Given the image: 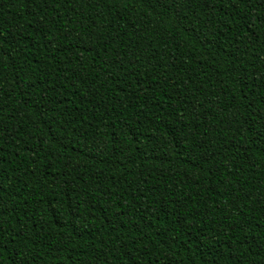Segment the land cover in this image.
I'll return each instance as SVG.
<instances>
[{"label": "trees", "instance_id": "obj_1", "mask_svg": "<svg viewBox=\"0 0 264 264\" xmlns=\"http://www.w3.org/2000/svg\"><path fill=\"white\" fill-rule=\"evenodd\" d=\"M0 264H264V0H0Z\"/></svg>", "mask_w": 264, "mask_h": 264}]
</instances>
